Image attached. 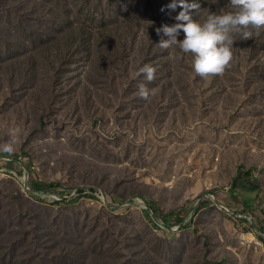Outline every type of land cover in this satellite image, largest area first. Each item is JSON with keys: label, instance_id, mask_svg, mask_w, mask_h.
<instances>
[{"label": "rangeland", "instance_id": "obj_1", "mask_svg": "<svg viewBox=\"0 0 264 264\" xmlns=\"http://www.w3.org/2000/svg\"><path fill=\"white\" fill-rule=\"evenodd\" d=\"M125 5L0 0V264H264V71L94 97L58 36Z\"/></svg>", "mask_w": 264, "mask_h": 264}, {"label": "trees", "instance_id": "obj_2", "mask_svg": "<svg viewBox=\"0 0 264 264\" xmlns=\"http://www.w3.org/2000/svg\"><path fill=\"white\" fill-rule=\"evenodd\" d=\"M111 2L113 0H107V4ZM172 2L173 0H126L122 11L116 12L107 8L105 11L92 12V15L82 17L84 18L82 22L67 29L62 36H58L64 39V46H69L71 51L69 54L83 56L84 53H89L91 57L87 66L84 90L93 89L94 97L101 95L102 83L110 78L107 79V85L116 93L117 82L120 81H116V77L127 80V84L129 79H132L133 84L140 82L141 78L146 79L139 71L144 65L155 68V78L151 82L147 81V85L160 83L158 88L162 89H159L161 93L167 84L171 87L174 85L172 82L174 76L179 78L177 85L181 88L195 87L200 76L194 72L192 54H185L178 47L165 50L158 46L163 34L158 35L156 29L164 24H174L175 16L182 10L178 0V6L174 10L170 9L168 5ZM185 2L200 5V10L194 13L195 18L200 22H204L210 13L222 14L231 10L230 0H185ZM88 22L94 23V26H90ZM252 31L253 36L248 40H244L240 35L234 36V60L226 72L237 68L234 64L241 65V61L250 64L249 71L256 68L264 71V28ZM44 36L46 37L45 34ZM178 39H183L182 32ZM89 41L98 45L97 49H93L92 54V49L87 45ZM59 46L60 44L56 42L52 49H57ZM252 61L256 62L252 64ZM68 63L69 60L66 59L64 71L69 69ZM216 76L210 75L206 78L211 79ZM161 77L167 78L165 82H159ZM120 86L128 87L125 83ZM139 99L143 100L141 97Z\"/></svg>", "mask_w": 264, "mask_h": 264}, {"label": "clouds", "instance_id": "obj_3", "mask_svg": "<svg viewBox=\"0 0 264 264\" xmlns=\"http://www.w3.org/2000/svg\"><path fill=\"white\" fill-rule=\"evenodd\" d=\"M178 4L182 10L175 16L176 22L156 29L158 35L163 34L158 46L165 50L178 47L185 54L191 53L194 72L202 78L223 75L231 67L235 35L248 40L253 36L252 30L264 28V0H230V11L210 13L204 22L194 16L201 8L198 3L178 0ZM178 4L177 0H173L168 7L174 10ZM181 32L182 40L178 39ZM139 71L148 82L155 78L156 70L150 65H144ZM138 94L142 99H147L151 90L145 84H140ZM16 142L17 138L13 135L0 150L11 154L15 151Z\"/></svg>", "mask_w": 264, "mask_h": 264}, {"label": "built area", "instance_id": "obj_4", "mask_svg": "<svg viewBox=\"0 0 264 264\" xmlns=\"http://www.w3.org/2000/svg\"><path fill=\"white\" fill-rule=\"evenodd\" d=\"M17 158V160H11V161H13V162H15V163H17V164H20V165H22V162H21V156H17V157H15V159ZM10 159H8V161H9ZM26 181H27V183H28V179H25ZM29 185V184H28ZM253 242L254 243H259V242H257V241H254L253 240Z\"/></svg>", "mask_w": 264, "mask_h": 264}, {"label": "bare ground", "instance_id": "obj_5", "mask_svg": "<svg viewBox=\"0 0 264 264\" xmlns=\"http://www.w3.org/2000/svg\"><path fill=\"white\" fill-rule=\"evenodd\" d=\"M26 182V181H25ZM259 244V243H258Z\"/></svg>", "mask_w": 264, "mask_h": 264}]
</instances>
